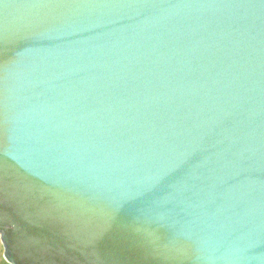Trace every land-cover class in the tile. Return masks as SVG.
I'll use <instances>...</instances> for the list:
<instances>
[{
	"label": "water",
	"instance_id": "95a60500",
	"mask_svg": "<svg viewBox=\"0 0 264 264\" xmlns=\"http://www.w3.org/2000/svg\"><path fill=\"white\" fill-rule=\"evenodd\" d=\"M9 264H264V0H0Z\"/></svg>",
	"mask_w": 264,
	"mask_h": 264
},
{
	"label": "rangeland",
	"instance_id": "374dc122",
	"mask_svg": "<svg viewBox=\"0 0 264 264\" xmlns=\"http://www.w3.org/2000/svg\"><path fill=\"white\" fill-rule=\"evenodd\" d=\"M0 264H9L4 257V248L1 240H0Z\"/></svg>",
	"mask_w": 264,
	"mask_h": 264
}]
</instances>
